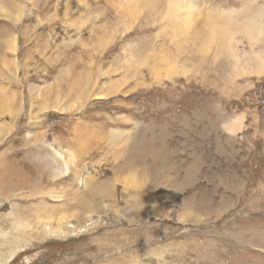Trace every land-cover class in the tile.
<instances>
[{"label": "rangeland", "instance_id": "374dc122", "mask_svg": "<svg viewBox=\"0 0 264 264\" xmlns=\"http://www.w3.org/2000/svg\"><path fill=\"white\" fill-rule=\"evenodd\" d=\"M130 1L0 0V264H264V0Z\"/></svg>", "mask_w": 264, "mask_h": 264}, {"label": "bare ground", "instance_id": "6f19581e", "mask_svg": "<svg viewBox=\"0 0 264 264\" xmlns=\"http://www.w3.org/2000/svg\"><path fill=\"white\" fill-rule=\"evenodd\" d=\"M132 1V0H131ZM130 1V3H131ZM172 5V4H171ZM176 5V3H175ZM178 5V4H177ZM176 5V6H177ZM183 6V5H182ZM174 8H176L174 5H173ZM172 7V8H173ZM181 7V6H180ZM170 8V7H169ZM168 8V9H169ZM171 8V9H172ZM182 8V7H181ZM183 9V8H182ZM185 9V8H184ZM188 9V8H187ZM170 10V9H169ZM176 10V9H175ZM177 11V10H176ZM191 12V9L189 10ZM168 12V11H167ZM178 12V11H177ZM175 13V12H174ZM177 14V13H176ZM175 14V15H176ZM179 15H182L180 13H178ZM176 15L179 17V15ZM172 15V14H171ZM174 15V16H175ZM173 16V15H172ZM176 18V17H175ZM180 18V17H179ZM190 18V17H189ZM195 18V17H194ZM180 20V19H179ZM189 26H187L186 28H188ZM214 28V26H213ZM221 30V29H220ZM224 31V30H223ZM215 32V31H214ZM216 33V32H215ZM212 34V33H211ZM216 35V34H215ZM212 36V35H211ZM218 38L219 36V31L217 32V35H216ZM215 37V36H214ZM213 38V37H212ZM210 39V38H209ZM212 40H215V39H212ZM218 41V40H217ZM211 42V41H210ZM214 43V42H213ZM220 44V43H219ZM134 141V139H133ZM134 143V142H133ZM56 157V155H54ZM57 158V157H56ZM45 162V169L46 171L48 172L49 176H54V178H57L61 175H63L64 173H66V169L68 167L67 163H64L62 165L65 166V169L59 171V168L57 166V164H59L60 162H56L55 160L53 161H50L48 159H44L43 160ZM20 168L18 167H11V166H5L4 168L1 167L0 169V175L1 177L4 178L5 180V184H4V187L6 188V190L8 191H14V192H18V190H23L25 187H27L30 183V179H28V177L25 176V174H22V173H16V172H19ZM12 189H11V188ZM2 188V187H1ZM11 189V190H9ZM2 190H4L2 188ZM4 191H0V195L3 194ZM38 220V219H37Z\"/></svg>", "mask_w": 264, "mask_h": 264}]
</instances>
